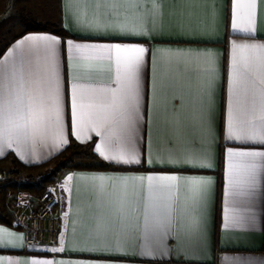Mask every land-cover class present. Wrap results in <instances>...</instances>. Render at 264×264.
Listing matches in <instances>:
<instances>
[{
    "label": "snow or ice",
    "instance_id": "snow-or-ice-1",
    "mask_svg": "<svg viewBox=\"0 0 264 264\" xmlns=\"http://www.w3.org/2000/svg\"><path fill=\"white\" fill-rule=\"evenodd\" d=\"M190 4L194 0H179ZM208 3V0H201ZM209 13L218 18L215 7ZM164 0H61V22L70 21L86 38L62 41L52 34L27 35L16 45L15 55L0 63V156L5 149L34 145L53 138L56 147L66 145L65 106L70 107L73 135L89 128L100 138L93 151L110 164L149 166L161 171L107 175L73 174L65 185L79 180L94 195L97 211L83 239L65 248L45 251L83 254L76 259H19L0 255V264H130L128 238L139 231L135 257L165 256L166 239L176 237L181 264H195L210 246V203L215 180L200 170L214 160L215 85L217 54L209 47L158 48L153 50L143 37L155 39L164 31ZM93 5L89 14L88 6ZM228 21V72L223 122L226 141L264 146V0H226ZM182 39L192 45H207L214 38L198 28L199 18L190 12H169ZM67 26V25H65ZM191 29V31H189ZM235 34V35H233ZM104 38V39H93ZM186 37V40L183 39ZM63 44V49L61 45ZM67 56V76L62 64ZM180 66L199 81L193 101L192 120L197 137L188 138L174 109L171 132L154 149L144 152L140 125L144 122L145 69L155 65ZM106 73L107 79H94ZM153 103L157 85H148ZM21 159L24 155L17 151ZM143 156V159H142ZM224 229L243 226L245 217L238 205L247 204L261 188L264 150L225 147ZM176 169V170H167ZM105 205L112 207L105 215ZM67 215V214H66ZM142 217V225L140 218ZM25 236L0 225V249H22Z\"/></svg>",
    "mask_w": 264,
    "mask_h": 264
},
{
    "label": "crops",
    "instance_id": "crops-1",
    "mask_svg": "<svg viewBox=\"0 0 264 264\" xmlns=\"http://www.w3.org/2000/svg\"><path fill=\"white\" fill-rule=\"evenodd\" d=\"M54 7L41 8L40 11L28 10L27 13L40 21H51L55 23L61 22V0H56ZM219 15L215 21H212L209 13L213 9L211 0L208 3H203L201 0H194L193 3L185 4L179 0H164V31L155 39L146 40L143 37H134L133 40L144 42L147 47L153 50L155 55L158 48H186V47H209L217 54L218 75L215 85V126H214V160L212 167L209 169L200 170L203 174L212 177L215 180V188L210 203V246L203 255L195 257H185L192 259L195 264H264V172L261 173V188L260 191L251 198L250 202L237 207L245 217H253L251 223H245L243 226L224 229L223 210H224V168H223V151L225 147H250L254 150H264V146L256 143L242 145L238 141H226L223 137V122L225 115V101L227 89V72H228V21L226 13V0H217L215 5ZM94 6L89 5V14L93 11ZM176 11L190 12L199 18L198 28L201 32H207L208 35L214 38L213 42L207 45H192L187 42H178L182 39L180 33L175 26L174 18L169 17V12ZM69 36L62 38L60 35L47 31H24V25L21 23V30L16 33L5 46L0 55V63L5 62L9 58V54L17 53L16 45L27 35H42L52 34L59 37L62 41L74 39L77 41L83 40L86 37L72 27L70 21L65 20L62 23ZM67 25V26H65ZM191 31V29H189ZM235 35V34H233ZM18 36L17 38H15ZM257 40L264 41V30H258ZM93 39H104L96 38ZM186 40V37L183 38ZM63 49V44L61 45ZM62 64L67 76V56L62 52ZM155 79L157 85L156 102L153 103L152 97L149 94L148 85L151 78ZM94 79H107L106 73L95 74ZM199 81L195 76L185 74L184 68L180 66L155 65V68L145 69V100H144V122L141 123V136L144 137V142L139 143L142 152L154 149L156 145L166 137L172 130L174 109L180 108V97L183 98V110L178 113V119L184 126L185 134L188 138L197 137L196 129L193 125V101L198 93ZM64 135L68 140L66 145L60 144L56 147V141L53 138H48L45 141H37L34 145L16 149H5V155L0 156V159L8 154H13L20 162L26 165H35L44 163L52 159L55 155L65 149L70 140L73 138L78 143L91 145L92 150L96 143H99V137L94 131L89 128H84L80 135L81 139L77 140L73 135L72 120L70 107L65 106L64 116ZM17 151L24 155V159L17 155ZM95 153V152H94ZM97 154V153H96ZM98 155V154H97ZM110 164L108 161L103 160ZM143 159V156H142ZM118 167L116 170H95V169H61L56 175L55 192L59 198L58 214L61 219V234H63L64 246L69 248L72 246L74 239H83L87 234V227L92 222V217L96 213L95 197L87 188L84 182L73 180L65 185L67 176L73 174H107L121 175L133 173H145L149 171H161L165 168L159 164L149 166L146 163L139 165H122L110 164ZM176 170V169H167ZM27 211L31 209L28 204L23 205ZM105 215H111L113 209L109 205L103 208ZM15 218V211L11 210ZM67 214V215H66ZM13 218V219H14ZM142 217L140 224L142 225ZM0 225L9 227L10 230L18 234L24 232L14 226L0 222ZM139 231L133 230L128 238V260L130 264H181V255L176 252V237L169 235L166 239L169 252L165 256L152 257H135L133 254L136 251V246L139 243ZM61 239V237H60ZM26 245V243H25ZM51 247H60V242L57 245H39L34 247H25L22 249H0V255L10 256L19 259H76L83 254L65 252H48L45 249Z\"/></svg>",
    "mask_w": 264,
    "mask_h": 264
},
{
    "label": "rangeland",
    "instance_id": "rangeland-1",
    "mask_svg": "<svg viewBox=\"0 0 264 264\" xmlns=\"http://www.w3.org/2000/svg\"><path fill=\"white\" fill-rule=\"evenodd\" d=\"M55 2L56 0H0V53L7 42L21 30L20 17L22 14H28V10L40 11L43 7L44 9L54 7L55 4L53 3ZM73 159H75L72 160L73 162L79 160L75 155H73ZM13 168V164L9 161H5L0 165V210L7 207L10 211H15L16 215L12 222L15 221L21 212L20 210L24 209V203L28 204L30 208H34L39 205L46 194L56 196L54 184L57 182V174H52L55 164L22 171L21 177L18 178L19 180H15L7 175V171ZM47 176L53 179V181L47 184L46 189L42 193L28 194L13 188L14 184H37Z\"/></svg>",
    "mask_w": 264,
    "mask_h": 264
},
{
    "label": "trees",
    "instance_id": "trees-1",
    "mask_svg": "<svg viewBox=\"0 0 264 264\" xmlns=\"http://www.w3.org/2000/svg\"><path fill=\"white\" fill-rule=\"evenodd\" d=\"M20 22L24 25V31H47L52 32L55 34L60 35L62 38H66L69 36L68 31L64 28L62 23H55L51 21H40L35 17L29 14H22L20 17ZM16 36L15 38H17ZM7 45V44H6ZM5 45V46H6ZM5 48V47H4ZM3 48V50H4ZM3 50L1 51L0 55L2 54ZM73 155L77 156V161L73 159ZM9 161L13 164L14 168L9 169L7 171V175L9 177L14 178L15 180H19L18 178L21 177V172L31 169L40 168L42 166H47L49 164H55V169L52 170V174H57L58 171L61 169H95V170H116L119 169L114 165H110L108 163L103 162L96 153L92 150L91 145H84L78 143L75 139H71L68 146L63 149L60 153L55 155L52 159L35 165H26L20 162L13 154H8L6 157L0 159V165L5 162ZM72 161V162H71ZM71 162V163H69ZM53 179L44 177L39 183L37 184H27L22 183L21 185L14 184L13 188L15 190H19L20 192L24 193H31V194H39L42 193L49 182H52ZM13 213L5 207L4 209L0 210V222L11 225L13 221Z\"/></svg>",
    "mask_w": 264,
    "mask_h": 264
},
{
    "label": "built area",
    "instance_id": "built-area-1",
    "mask_svg": "<svg viewBox=\"0 0 264 264\" xmlns=\"http://www.w3.org/2000/svg\"><path fill=\"white\" fill-rule=\"evenodd\" d=\"M59 203L56 196L46 194L37 207L19 213L13 224L24 232L27 246L57 245L60 242Z\"/></svg>",
    "mask_w": 264,
    "mask_h": 264
}]
</instances>
